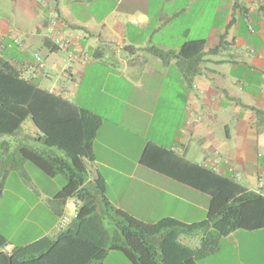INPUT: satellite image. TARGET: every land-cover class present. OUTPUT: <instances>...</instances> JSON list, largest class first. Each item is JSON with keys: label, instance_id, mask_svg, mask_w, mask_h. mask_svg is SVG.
I'll return each instance as SVG.
<instances>
[{"label": "crops", "instance_id": "1", "mask_svg": "<svg viewBox=\"0 0 264 264\" xmlns=\"http://www.w3.org/2000/svg\"><path fill=\"white\" fill-rule=\"evenodd\" d=\"M199 39L205 47L197 64L177 57L184 42ZM0 56L22 77L47 79V87L36 84L101 118L93 158L83 160L88 181L100 175L107 200L135 219L195 223L208 211V195L139 164L148 141L264 196V0H0ZM39 136L26 119L0 147L41 143ZM7 175L15 178L11 194L15 205L23 202L20 221L28 229L20 231L19 221L9 233L0 230L3 250L56 236L48 196L34 194L21 169ZM43 213L51 225H43Z\"/></svg>", "mask_w": 264, "mask_h": 264}, {"label": "trees", "instance_id": "2", "mask_svg": "<svg viewBox=\"0 0 264 264\" xmlns=\"http://www.w3.org/2000/svg\"><path fill=\"white\" fill-rule=\"evenodd\" d=\"M45 44L51 51L58 48L48 40ZM204 47V39L186 41L177 57L197 64ZM218 49L216 45L210 52ZM150 50L163 61L168 59L167 53ZM26 119H31L40 132L39 141L45 149L20 147L23 156L18 161L9 160L4 176L18 169L23 159L31 160L48 176L62 173L66 178L53 197L58 216L69 198L76 197L79 204L73 220L53 238L44 237L6 252L3 248L8 243L0 233V264H101L110 250L122 251L133 264H197L216 252L220 240L232 232L264 229V196L153 141L145 143L139 164L208 195L206 218L185 223L166 217L147 223L114 207L104 194L103 178L97 175L89 182L83 161L93 158L91 143L101 118L22 77L0 56V135H15ZM89 183L92 190L86 187ZM106 216L113 220L112 234L103 226ZM181 235H200L199 244L185 245Z\"/></svg>", "mask_w": 264, "mask_h": 264}, {"label": "rangeland", "instance_id": "3", "mask_svg": "<svg viewBox=\"0 0 264 264\" xmlns=\"http://www.w3.org/2000/svg\"><path fill=\"white\" fill-rule=\"evenodd\" d=\"M54 77H56L54 75ZM53 78V77H52ZM56 79H60L56 77ZM39 81H36L38 83ZM40 86L47 87L48 81L45 78L41 79V82L38 83ZM82 89L80 88L79 94L81 95ZM94 93H86L85 96H89V100L94 98ZM79 101V100H78ZM92 104V101L90 102ZM7 136L0 135V144L5 142ZM25 148L41 150L45 149V146L42 143H37L35 141H25L22 144ZM43 149V150H44ZM42 151V150H41ZM23 156L20 147L14 146L11 144L10 147H0V192H3L2 200L0 201V230L6 233H9L20 221L22 215L21 213L24 209L22 201H19L15 205V198L11 194L14 191L13 183L15 178L11 175L4 176V171L7 168V164L15 158L18 161L19 157ZM10 160V161H9ZM14 160V161H15ZM13 161V160H12ZM24 177V181H30V184L33 185L34 194H39L40 196L49 198V207H57L56 202H54L53 197L55 194L65 185L66 178L62 173H58L55 176H48L43 172L39 167H37L31 160L23 159V163L17 169ZM92 178L94 176L92 175ZM86 187L89 190H92V183L86 184ZM5 189V190H3ZM3 190V191H2ZM23 191V190H22ZM21 192V191H17ZM34 196V200H35ZM79 201L76 197L69 198L62 209V215L54 217L56 220V225L51 231L57 235L61 230L66 228L69 223L73 220L77 205ZM11 208V211L9 209ZM41 205L35 207L37 215L40 217ZM17 210V214L16 211ZM21 210V211H20ZM16 214V216H13ZM43 225L48 222V225L52 223V216L49 215L47 221L44 220L43 213ZM21 223V221H20ZM103 226L112 234L114 225L111 216H106L103 220ZM28 229V223L22 222L20 231ZM236 234L229 236L227 238H222L219 242L218 250L213 254L209 255L207 258L208 264H264V229L247 231V230H236ZM235 232V231H234ZM197 237L181 235L180 241L187 244L188 246L194 247L197 246L196 243ZM109 251L108 253H111ZM113 255L108 254L102 260L101 264H125L123 260L126 261V257L119 252V250H113ZM241 262V263H239Z\"/></svg>", "mask_w": 264, "mask_h": 264}, {"label": "built area", "instance_id": "4", "mask_svg": "<svg viewBox=\"0 0 264 264\" xmlns=\"http://www.w3.org/2000/svg\"><path fill=\"white\" fill-rule=\"evenodd\" d=\"M57 42V41H56ZM35 58L37 59V60H39L40 59V57L38 56V55H35Z\"/></svg>", "mask_w": 264, "mask_h": 264}]
</instances>
